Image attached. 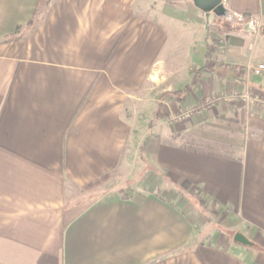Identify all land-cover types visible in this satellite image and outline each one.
<instances>
[{
	"label": "crops",
	"instance_id": "crops-1",
	"mask_svg": "<svg viewBox=\"0 0 264 264\" xmlns=\"http://www.w3.org/2000/svg\"><path fill=\"white\" fill-rule=\"evenodd\" d=\"M38 1L0 0V264H264V106L226 98L264 94V0H224L249 25L208 31L188 0ZM174 57L200 69L164 116L216 100L148 140L134 187L91 190Z\"/></svg>",
	"mask_w": 264,
	"mask_h": 264
},
{
	"label": "rangeland",
	"instance_id": "rangeland-1",
	"mask_svg": "<svg viewBox=\"0 0 264 264\" xmlns=\"http://www.w3.org/2000/svg\"><path fill=\"white\" fill-rule=\"evenodd\" d=\"M42 8H45L44 5H41L39 10L42 11ZM248 25L245 19L240 21L232 15L215 17L212 22L213 29L215 27L222 30H226V28L244 30ZM262 32L264 34V31ZM183 61L181 57H174L172 67H157L156 74L146 80L141 86L142 88L130 99H127L123 112L130 124V137L125 148L126 156L112 174L100 179L99 184L91 185V190L102 189L105 191L112 188L131 189L132 186L134 187V183L139 179L142 180V177H147L149 170H152L147 165L144 152H142L148 140L155 136L156 138L164 137L165 131L168 132L175 127L186 125L185 123H189L195 114L202 110L201 104H199L197 107L183 110L171 116H164L163 105L181 97V92L178 90L182 91L185 85L190 84L193 81L192 77L200 69L194 63L188 64L187 62L185 65V61ZM248 94L252 98L257 97L260 101L264 100V94L249 92ZM237 101H240L239 105L242 106L243 111L247 112L246 107L250 106L249 103ZM214 123L218 126L207 129L208 133H221L225 138L230 137L228 136L230 132H223L227 130V126L230 127L228 122L217 121ZM188 141L192 142L191 137ZM176 143L181 144L182 140H176Z\"/></svg>",
	"mask_w": 264,
	"mask_h": 264
},
{
	"label": "water",
	"instance_id": "water-1",
	"mask_svg": "<svg viewBox=\"0 0 264 264\" xmlns=\"http://www.w3.org/2000/svg\"><path fill=\"white\" fill-rule=\"evenodd\" d=\"M193 3V5L200 10L204 15L205 20V30L208 31L212 25L215 17L227 16L228 10L223 5L224 0H188ZM234 241L237 243L248 245L249 242L245 237L237 233L234 236Z\"/></svg>",
	"mask_w": 264,
	"mask_h": 264
},
{
	"label": "built area",
	"instance_id": "built-area-1",
	"mask_svg": "<svg viewBox=\"0 0 264 264\" xmlns=\"http://www.w3.org/2000/svg\"><path fill=\"white\" fill-rule=\"evenodd\" d=\"M247 68L251 72H253L254 74H256V75L264 74V63H256V64H253V65L247 67ZM226 98L228 100H231V101H237V100L245 101L246 103H249V105H253V106L256 105V104L261 105V106H264V100H261L260 101V100H258L257 97L252 98V97L249 96L248 93L240 94V96L239 95H230V97H226ZM215 100H216V98L215 99H212V100H207L206 102L201 103L200 108L204 109L205 107H207L211 103H213Z\"/></svg>",
	"mask_w": 264,
	"mask_h": 264
},
{
	"label": "trees",
	"instance_id": "trees-1",
	"mask_svg": "<svg viewBox=\"0 0 264 264\" xmlns=\"http://www.w3.org/2000/svg\"><path fill=\"white\" fill-rule=\"evenodd\" d=\"M50 1H52V0H45V4H44V0H39L38 1V10H36V12L37 11H39V8H40V6L41 5H44V10H45V14L44 15H48L49 13H50V11L52 10V8H53V3L51 4V3H49ZM171 2H174V1H179V0H170ZM35 12V15H34V18H35V16L37 15V13ZM34 21H35V19H33L31 22H30V26H32L33 28L35 27V23H34ZM215 28V27H214ZM216 29V28H215ZM19 30V28L16 30V32ZM18 39V37H14V38H12V39H8V40H10V41H15V40H17ZM186 91V90H185ZM181 94V96L183 95V92H181L180 93ZM106 176H108V175H106ZM103 178H105V176L103 177Z\"/></svg>",
	"mask_w": 264,
	"mask_h": 264
}]
</instances>
